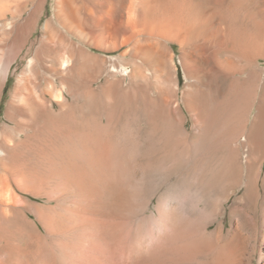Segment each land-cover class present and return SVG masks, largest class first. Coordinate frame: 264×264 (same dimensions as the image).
Returning a JSON list of instances; mask_svg holds the SVG:
<instances>
[{
  "label": "bare ground",
  "instance_id": "obj_1",
  "mask_svg": "<svg viewBox=\"0 0 264 264\" xmlns=\"http://www.w3.org/2000/svg\"><path fill=\"white\" fill-rule=\"evenodd\" d=\"M47 1L0 4V116L3 87L16 79L0 127V197L14 186L40 195L52 167L70 191L92 189L102 165H114L132 196L161 192L159 222L180 224L166 237L159 222H126L133 261L157 264L162 240L174 264H243L245 223L234 220L227 233L222 216L233 197L258 209L264 194V48L254 45L264 12L256 0H217L224 12H241L238 21L204 13L195 0H54L53 16L17 74L13 61ZM167 45L181 52L190 128L173 98L181 86ZM193 175L196 185L188 180ZM68 199H55L56 209ZM245 219L255 226L254 216ZM42 223L53 227L49 233L63 232L60 222ZM260 230L257 264H264V223Z\"/></svg>",
  "mask_w": 264,
  "mask_h": 264
},
{
  "label": "rangeland",
  "instance_id": "obj_2",
  "mask_svg": "<svg viewBox=\"0 0 264 264\" xmlns=\"http://www.w3.org/2000/svg\"><path fill=\"white\" fill-rule=\"evenodd\" d=\"M196 2L202 4L204 13L208 11L213 15L214 12H218V16L225 14L227 19H234L235 21L243 18L241 12H236L234 15L224 12L217 3V0H195L194 3ZM0 4L8 5L9 7H13L14 5L15 7L17 0H0ZM255 4L257 7L259 6V9L261 8L260 12L263 13L264 0H256ZM53 5L54 0L47 1L44 13L35 26L34 34L30 37L31 39L29 40L30 43H28V47L24 50L23 54H21L18 61H13V71H18L17 68L24 55L31 49L30 47L34 41L40 39L39 37L42 35V26L44 22L51 19L53 16ZM259 18L261 19V17ZM262 29L258 30L264 33ZM260 32H256V35L257 33L259 35H257L258 39L261 35ZM257 38L256 40L258 41ZM257 41L256 43L254 42L255 47L257 44L264 48V39L262 42L260 39L258 42ZM167 48L169 52H171V57L174 58V62L172 63L171 61L173 77L178 79L181 86L180 91L178 94H175L173 98L180 103L184 112L183 117H185V120L187 118L189 119L188 128H190L193 119L183 102V95L187 82L184 79V70L180 62L181 52L177 46H174L173 49L171 45H167ZM90 52L107 60L110 59L109 56L111 55H105L102 51L93 48L90 49ZM18 53H21V51H18L13 59L18 56ZM113 55H117V53ZM236 60L238 62V59ZM263 64L264 60H260V65L262 67H264ZM262 67L261 71L264 75V68ZM17 74H20V71H18ZM15 81L16 79H11L4 85L2 90L3 100L0 127L5 125L3 113L8 108V103L11 99V90L14 87ZM32 85L34 86V84L30 86ZM99 85H101V83ZM23 95L26 96L28 101H31V97L28 95L27 91L24 92ZM46 101L49 105L52 102L57 106L56 100L50 96L47 97ZM100 122L101 120L99 119V123ZM98 143H100V145L102 144L101 146L98 144L100 146L99 149L102 150L105 146L104 141L100 139ZM141 162L142 161L139 160L138 163ZM102 164H104V162H102ZM102 166L105 174L103 173L101 176L99 175L94 178L96 183L95 188L92 189L87 187L70 191V186L66 184L65 178L62 181V177L54 175L52 173V167L50 170L52 182L49 181L47 182L48 185L45 184L40 187V195L21 190L18 186L11 187L10 191L4 192V196L2 198L0 197V264H137L133 261L130 248L128 247L131 225L126 222H159L158 209L161 192H155L145 200L143 198L139 199L136 196L134 197L132 195L135 193V189L130 187L125 188L123 186L120 179L121 174L118 173L116 166L112 165L110 167L106 163L105 168L104 165ZM1 176L4 178L3 170L0 166V177ZM139 177L140 175L137 177V181H139ZM193 177L194 175L189 177L188 180L191 183L194 182V185H196L197 177ZM58 180L62 181L61 184ZM55 181H58V183ZM1 188L2 184L0 182V189ZM62 195L69 196L68 203L62 208L56 209L57 205L55 199ZM136 198L140 201L139 206H137L139 209L135 207L136 203L139 202L137 200L135 202ZM236 200L237 197H233L232 200L226 204L223 212L222 218H226V231L228 233L230 229H232V224L235 221L239 224H246H242L243 233L247 238L246 249L242 256L244 260L243 264H257L258 255L256 250L260 244V229L264 223L262 222L264 194L258 209H255L253 205L244 207ZM28 206L40 209L44 212L43 215L30 213L27 209ZM173 208L174 206L171 208L172 212L174 211ZM246 213L254 216L255 226L248 225L247 222H244V220H246ZM42 222H60L63 226V232H58L59 234L57 232L49 233L48 229H53V227L47 229ZM159 223L161 226L163 225L162 227L160 226V235L166 237H169V234L171 235V227L173 224L174 228L180 226L178 222ZM156 258L157 264H174L169 242H163L161 240L160 250Z\"/></svg>",
  "mask_w": 264,
  "mask_h": 264
}]
</instances>
